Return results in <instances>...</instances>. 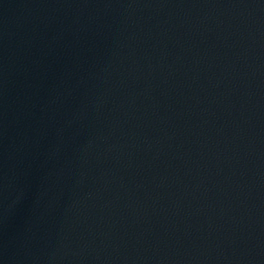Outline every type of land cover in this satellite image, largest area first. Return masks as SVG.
Segmentation results:
<instances>
[{"label":"water","instance_id":"1","mask_svg":"<svg viewBox=\"0 0 264 264\" xmlns=\"http://www.w3.org/2000/svg\"><path fill=\"white\" fill-rule=\"evenodd\" d=\"M0 264H264V0H0Z\"/></svg>","mask_w":264,"mask_h":264}]
</instances>
